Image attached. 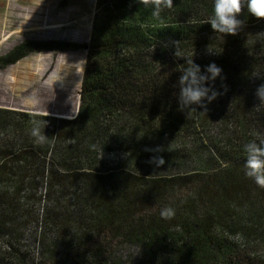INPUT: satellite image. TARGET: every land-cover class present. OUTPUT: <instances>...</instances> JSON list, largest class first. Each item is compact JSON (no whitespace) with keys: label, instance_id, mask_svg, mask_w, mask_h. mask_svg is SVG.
I'll list each match as a JSON object with an SVG mask.
<instances>
[{"label":"rangeland","instance_id":"1","mask_svg":"<svg viewBox=\"0 0 264 264\" xmlns=\"http://www.w3.org/2000/svg\"><path fill=\"white\" fill-rule=\"evenodd\" d=\"M188 1L187 13L149 24L189 29L159 40L153 66L166 83L158 106L150 107L155 111L142 115L144 121L125 111L111 121L99 116L75 135L74 126L49 118L72 120L81 110L86 51L62 45L89 42L99 0H0V58L23 42L39 44L15 63L0 64V264L5 257L19 264L15 251L21 250L31 254V264H146L151 254V264L170 258L264 264V187L245 175V161L237 162L246 157L243 149L223 154L245 137L264 140V101L256 96L264 84V18L242 9L238 33L219 34L203 24L213 1ZM191 56L202 71L212 62L222 68L214 86L224 94L206 112L178 104V79ZM7 112L27 117L15 121ZM55 132L46 151L41 146ZM188 177L176 188L155 183ZM259 191L262 200L253 197ZM169 207L174 216L162 218ZM204 215L212 216L210 232L221 240L220 249L206 245L211 257L203 246L190 248L185 233L187 222ZM127 220L143 231L150 221L159 237L172 235L174 245L154 243L147 251L142 234L119 231Z\"/></svg>","mask_w":264,"mask_h":264},{"label":"trees","instance_id":"2","mask_svg":"<svg viewBox=\"0 0 264 264\" xmlns=\"http://www.w3.org/2000/svg\"><path fill=\"white\" fill-rule=\"evenodd\" d=\"M189 3L190 1L188 0L173 1L170 8L162 5L160 14L154 16L152 13L155 3L151 0H148L147 5L135 3L134 0H99V9L95 14L91 26L89 42L82 46L75 44L62 45L67 49H83L86 51V67L81 86V100L83 103L81 110L72 120L54 117L49 119L61 124L74 126L75 135L80 133L81 128L79 125H82L83 122L91 121L92 125H94L95 119L99 116H104L111 121L114 114H119L122 111L144 121L142 115H150L155 111L150 107L158 106L159 90L166 83V78L163 74L159 70H155L153 66L154 61L159 57L160 46H157L159 45V40L168 42L181 37L189 31L188 28L173 27L170 24L158 27L149 24L158 19L178 18L180 15L187 13L190 7ZM38 46L39 44L35 42H23L9 52L6 57L0 58V64L5 66L13 64L22 57L24 51L37 50ZM230 85L231 87L235 86V82L233 81ZM224 92H227L230 97L234 96L230 89H226ZM223 94L221 93V96ZM7 113L14 116L15 121L27 117L22 112ZM59 118L67 117L59 116ZM46 119L48 118L46 117ZM17 125L16 123L13 127L17 128ZM56 136V132L51 134L48 138L49 140H46L41 147L46 149V151L52 150L54 145L52 139ZM248 141L250 139L245 137L241 144L237 143L238 145L232 144L226 147L223 154L225 155L228 152L226 150L232 146H238L233 151H238L240 148L243 149V146L249 143ZM239 158L237 162H244L246 159L243 154ZM185 179H190V177L177 178V180H173L172 182L159 180L155 183H158V188L160 189H169L170 186L175 188L180 186V184L184 183L183 181H186ZM240 181L241 184L245 182L243 179H240ZM220 192L223 191L220 189ZM241 195L245 196L244 193H241ZM144 197V200L147 201L151 199L146 194H144ZM253 197L260 200L263 199L260 191L255 193ZM225 199L224 197L223 202H225ZM217 217L219 216H215V218ZM120 219H124L123 215H121ZM212 220L211 215H204L192 223L187 222L186 231L184 229L185 233L189 234L190 241H193L189 247L195 249L196 245L203 246L204 250L208 252V254H205L207 257H211L212 254H210L206 245L211 248L213 244L216 246L218 243L217 249L221 248V240L210 232V222ZM148 223L149 225L144 231L142 230L143 225L132 220H127L124 224L123 222H119L118 227H121L122 230L119 231L124 234H131L138 238L142 234L140 241L145 245L144 248L147 251H152L154 243L160 245L170 242L171 245H174L172 243V235L164 234L162 237H159V234L151 228L153 224L150 221ZM224 251L223 256H227L226 250ZM15 253H17L15 258H18L17 262L19 264H31V254L27 252L28 254L26 255V252L23 250L15 251ZM150 258L151 261H148L146 264H151L154 261L152 254ZM5 259V264H15V260L12 262L6 257ZM197 259L202 261L199 259L198 254ZM233 261L236 262L234 264H242L241 260L235 259ZM57 263L58 260L53 262V264ZM156 263L178 264L176 260H172L171 258L169 261L167 259H158ZM229 263L222 262V264ZM35 264H38L37 261Z\"/></svg>","mask_w":264,"mask_h":264},{"label":"clouds","instance_id":"3","mask_svg":"<svg viewBox=\"0 0 264 264\" xmlns=\"http://www.w3.org/2000/svg\"><path fill=\"white\" fill-rule=\"evenodd\" d=\"M134 2L147 5L148 0H134ZM163 6L170 8L172 0H164ZM161 7V0H155L152 14L158 16ZM242 9L251 16L264 18V0H213L212 14L203 21V24L209 23L215 33L235 35L243 23L239 18ZM186 65L181 70L177 84L180 109L195 110L194 106H199L206 112L207 105L221 95L214 84L217 78L223 79L222 68L212 62L204 66L202 71L201 66L194 62L193 56L187 57ZM256 96L260 101H264V84L256 89ZM36 134L34 130L33 135ZM243 150L246 152L245 175L252 178L258 186L264 187V140L259 143H246ZM163 163V158H159L157 164ZM174 214V209L170 207L160 212L162 218H171Z\"/></svg>","mask_w":264,"mask_h":264}]
</instances>
